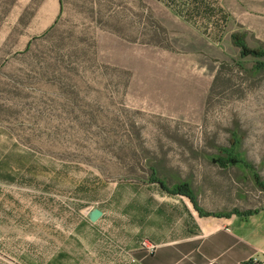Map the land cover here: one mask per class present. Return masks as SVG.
I'll return each mask as SVG.
<instances>
[{
	"label": "rangeland",
	"instance_id": "374dc122",
	"mask_svg": "<svg viewBox=\"0 0 264 264\" xmlns=\"http://www.w3.org/2000/svg\"><path fill=\"white\" fill-rule=\"evenodd\" d=\"M226 28L215 44L158 0H0V264H111L91 208L127 235L190 202L152 172L264 229V56L230 37L264 48V15Z\"/></svg>",
	"mask_w": 264,
	"mask_h": 264
},
{
	"label": "crops",
	"instance_id": "0c3cea01",
	"mask_svg": "<svg viewBox=\"0 0 264 264\" xmlns=\"http://www.w3.org/2000/svg\"><path fill=\"white\" fill-rule=\"evenodd\" d=\"M158 1L215 44L223 39L232 17L244 16L247 10L264 15V0ZM155 206L142 227L126 226L127 235H116L112 228L110 236L104 234L108 213L100 208L103 215L94 224L100 233L96 257L110 259L111 264H264L259 212L214 215L191 201H160ZM143 239L157 245L152 254L140 249Z\"/></svg>",
	"mask_w": 264,
	"mask_h": 264
},
{
	"label": "trees",
	"instance_id": "16d2710c",
	"mask_svg": "<svg viewBox=\"0 0 264 264\" xmlns=\"http://www.w3.org/2000/svg\"><path fill=\"white\" fill-rule=\"evenodd\" d=\"M231 39L233 41V43L239 47L240 49V56L241 57H245L248 55H251L253 57L259 58V57H263L264 56V48L263 47H250L246 40H245V35L242 33H238V32H234L231 34ZM258 68L263 67L264 64L262 62H258ZM238 141L237 140H232L231 146L229 147H224L221 149V154L226 155V158L224 159V161H237L236 160V152H235V147L237 146ZM245 165H247L246 163H244ZM248 166V165H247ZM152 176L151 179L153 181H156L160 184V186L168 193L170 194H180L183 196H186L190 199L191 202H195L193 195H192V191L188 188V186L185 183L182 184H174L171 188L166 187L165 183L161 180H159L158 178L154 177L155 173L152 172ZM254 213V211H247V216L252 215Z\"/></svg>",
	"mask_w": 264,
	"mask_h": 264
},
{
	"label": "built area",
	"instance_id": "2783aa9c",
	"mask_svg": "<svg viewBox=\"0 0 264 264\" xmlns=\"http://www.w3.org/2000/svg\"><path fill=\"white\" fill-rule=\"evenodd\" d=\"M156 244L152 243L151 241L147 239H143L140 243V249L145 253V254H152L155 249H156Z\"/></svg>",
	"mask_w": 264,
	"mask_h": 264
},
{
	"label": "water",
	"instance_id": "95a60500",
	"mask_svg": "<svg viewBox=\"0 0 264 264\" xmlns=\"http://www.w3.org/2000/svg\"><path fill=\"white\" fill-rule=\"evenodd\" d=\"M102 215L103 211L98 207L91 208L87 213V217L91 222H96Z\"/></svg>",
	"mask_w": 264,
	"mask_h": 264
}]
</instances>
